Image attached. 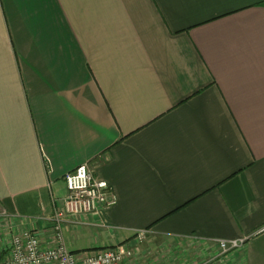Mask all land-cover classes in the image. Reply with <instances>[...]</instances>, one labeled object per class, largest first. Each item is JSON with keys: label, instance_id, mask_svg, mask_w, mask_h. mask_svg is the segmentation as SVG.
Segmentation results:
<instances>
[{"label": "crops", "instance_id": "0c3cea01", "mask_svg": "<svg viewBox=\"0 0 264 264\" xmlns=\"http://www.w3.org/2000/svg\"><path fill=\"white\" fill-rule=\"evenodd\" d=\"M85 163L116 202L69 215L72 251L145 229L177 264H264V0H0V242Z\"/></svg>", "mask_w": 264, "mask_h": 264}, {"label": "built area", "instance_id": "2783aa9c", "mask_svg": "<svg viewBox=\"0 0 264 264\" xmlns=\"http://www.w3.org/2000/svg\"><path fill=\"white\" fill-rule=\"evenodd\" d=\"M67 194L64 205L57 207L49 219V227H7L8 243L1 253L0 264H129L133 248L121 244L74 252L66 243L64 225L69 215L81 216L97 211L99 206L111 207L116 202L107 181L95 176L88 164L78 165L65 175ZM50 233L51 240L44 232ZM48 233V234H49ZM146 230H140L142 238ZM49 236V235H48ZM248 237L218 240L221 254L242 248Z\"/></svg>", "mask_w": 264, "mask_h": 264}, {"label": "rangeland", "instance_id": "374dc122", "mask_svg": "<svg viewBox=\"0 0 264 264\" xmlns=\"http://www.w3.org/2000/svg\"><path fill=\"white\" fill-rule=\"evenodd\" d=\"M7 238L4 241L1 240L0 242L2 251L7 244ZM146 239L147 238L145 236L142 238L139 237L136 241L137 242L136 245H126L125 243H121V245L130 246L131 248H133V256L129 259V264H177L178 262H180L179 260H177L178 258L176 257L168 258V257H163L162 255L161 256L152 255L151 253L147 252L146 249L149 248H146L147 245V242L145 241ZM2 251H0V257ZM151 261L153 262L150 263Z\"/></svg>", "mask_w": 264, "mask_h": 264}]
</instances>
